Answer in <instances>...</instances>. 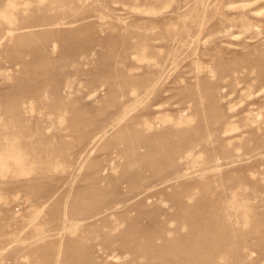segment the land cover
Listing matches in <instances>:
<instances>
[{"label": "rangeland", "instance_id": "374dc122", "mask_svg": "<svg viewBox=\"0 0 264 264\" xmlns=\"http://www.w3.org/2000/svg\"><path fill=\"white\" fill-rule=\"evenodd\" d=\"M0 264H264V0H0Z\"/></svg>", "mask_w": 264, "mask_h": 264}]
</instances>
